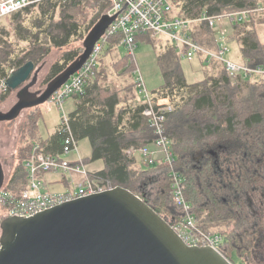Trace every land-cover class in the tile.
Returning a JSON list of instances; mask_svg holds the SVG:
<instances>
[{
    "label": "trees",
    "instance_id": "16d2710c",
    "mask_svg": "<svg viewBox=\"0 0 264 264\" xmlns=\"http://www.w3.org/2000/svg\"><path fill=\"white\" fill-rule=\"evenodd\" d=\"M50 1L52 0H38L13 16L27 13L31 6H41ZM86 1L69 0L61 19L47 26L46 31L55 47L68 45L81 33L80 28L90 16L78 20L75 8L82 7ZM181 1H177L178 7L187 18H197L204 10L209 15H216L264 3L263 0ZM56 4L53 5L54 8ZM110 4V0H94L89 4V9L94 12L91 28L107 13ZM41 11L46 14L43 9ZM257 16L260 15L255 14L249 21L233 24V32H238L236 41L242 52L241 58L264 64V55L260 53L261 43L250 30H246L252 22L256 23ZM194 36L206 44L196 36V32ZM117 41L112 39L111 45L115 46ZM45 46L40 52L26 56L28 60L15 58L12 69H17L28 61L35 64L40 62L50 52L48 46ZM171 46L169 51L158 58L164 85L156 92L170 95L176 101L166 129L176 156L173 166L158 160L155 165L141 169L144 176L133 173L130 167L135 163L134 157L137 155H130L128 151L133 147L139 149L152 144L155 135L142 115L143 105L128 112L119 107L121 101L117 95L103 97L96 84L99 71L88 85L86 94L79 98L76 109L70 113L72 130L78 141L89 139L92 147L91 161L103 160L104 168L94 173L96 177L113 183V186L130 189L172 226L186 215L185 206L178 203L172 187V172L180 174L185 184V202L189 205V212L197 218L198 225L206 230L204 227L209 224H203L205 222L216 225L234 222L230 226L233 227L232 240L223 230L217 231L225 239L221 251L231 260L234 253L241 260H247V257L260 249L264 240V84L242 77L234 80L220 63L204 64L201 61L204 64L200 80L202 82H192L182 67L176 47ZM80 54L78 50L64 53L51 67L49 83ZM218 69L224 72L221 76L215 73ZM8 73L6 67L0 64V75ZM235 82H239V85L233 86ZM241 85L244 88H240ZM10 90L8 88L2 94L3 100ZM186 93L189 96L185 100ZM240 102L246 107L243 113L234 108ZM127 113L130 116H126ZM41 115L40 112L31 123L33 127L29 130L27 145L20 150L22 157L25 156L13 180L21 179L23 185L20 189L10 188L12 191L21 192L27 185L24 163L30 157L35 143H39L46 152L61 153L64 148V133L60 126L48 140H36ZM158 202H161L167 213L161 212L163 208L158 207ZM201 216L204 217L203 220H199Z\"/></svg>",
    "mask_w": 264,
    "mask_h": 264
},
{
    "label": "built area",
    "instance_id": "2783aa9c",
    "mask_svg": "<svg viewBox=\"0 0 264 264\" xmlns=\"http://www.w3.org/2000/svg\"><path fill=\"white\" fill-rule=\"evenodd\" d=\"M36 1L38 0H0V19L13 15ZM55 1L67 3L69 0ZM177 1L110 0L111 4L107 13L109 15L118 14L117 18L95 44L92 54L83 67L72 75L51 96L50 100L56 103L65 114V110L63 111L65 100L68 98L79 99L86 94L88 85L98 74L105 47L111 45L112 39H117L118 45L125 46L129 55L134 56L137 36L140 34L165 37L170 44L176 47L180 59L192 61L197 58L204 64L218 62L234 80L242 77L245 80L264 84V64L253 63L245 58H234L232 50L226 43L228 38L223 40V44L216 43L215 39L216 34L225 35L227 33L226 21L231 24L243 23L251 20L255 14H264V3L253 8L216 15H209L204 10L197 18H187L181 14V8L178 7ZM199 23H206L211 28L214 34V46L206 45L195 38L196 25ZM216 23H219V27L214 31ZM10 72L7 75H0V94L10 88L7 84ZM134 74L135 89L143 105L142 115L155 135L153 144H155L156 150L152 151L148 144L139 149L133 147L128 153L135 155L140 152L142 158L153 157V165L159 160L173 166L176 156L172 140L166 129L169 116L175 110L176 101L170 95L150 92L139 69L136 68ZM62 120L60 130L64 133V148L61 153L46 152L39 143H35L30 157L24 163L27 171L26 187L21 192L0 191V206L7 208V215L30 217L60 203L114 187L110 182L100 180L94 173L87 170L85 160L65 159L66 156L78 150V140L71 127L70 115H64ZM48 173L61 176L79 175L81 179L75 180L77 183L73 184L72 189L66 193H53L51 185L58 183V180L48 181L46 177ZM171 179L178 203L184 204L186 212H189V205L185 202L183 195L185 184L182 182V176L174 171L171 174ZM70 183L71 181L68 182V184ZM173 227L188 244L211 246L222 253L220 248L221 242L224 241L222 236L212 235L203 230L202 237L195 234L196 230H200V227L193 214L186 213L181 221ZM231 261L237 264L234 260Z\"/></svg>",
    "mask_w": 264,
    "mask_h": 264
},
{
    "label": "water",
    "instance_id": "95a60500",
    "mask_svg": "<svg viewBox=\"0 0 264 264\" xmlns=\"http://www.w3.org/2000/svg\"><path fill=\"white\" fill-rule=\"evenodd\" d=\"M117 16L103 14L87 34L82 53L39 94L30 90L36 77L26 83L37 69L35 62L12 70L8 86L23 87L11 109L0 111V121L14 120L25 108L48 101L83 67ZM4 182L0 159V191ZM1 227L0 264H234L214 247L188 244L155 209L123 186L75 198L30 217L8 216Z\"/></svg>",
    "mask_w": 264,
    "mask_h": 264
},
{
    "label": "rangeland",
    "instance_id": "374dc122",
    "mask_svg": "<svg viewBox=\"0 0 264 264\" xmlns=\"http://www.w3.org/2000/svg\"><path fill=\"white\" fill-rule=\"evenodd\" d=\"M52 1L49 3H44L41 6L40 4L31 6L28 12H24L22 15L15 17L9 15L0 19V64L4 65L8 71H11L14 67L12 62L15 58H26V56H30L34 53L36 54L40 52L42 48H45V45H47V48L50 49V52L44 56L40 62L36 63L37 72H35L37 74H35L34 77H36L37 83L31 88V91L36 94H39V92L45 90L50 81L48 80V74L51 67L56 61L63 57L64 53L77 50L82 53L84 49V39L88 34V30L91 28V21L94 16L92 9H89V4L94 0H87L86 4H83L82 7L75 8L77 19L83 20L89 15L90 17L88 21L83 27L80 28L81 33L74 37L68 45L63 47H55L51 43V39L49 38V33L46 31V28L49 24L55 23L61 19L63 16V11L69 5V3H61L55 0ZM182 3L183 1H181V4ZM54 4H56V8L53 7ZM41 9L46 11V14H43ZM256 20V23L252 22V25L248 26V29L246 30H250L261 43L262 48L260 49V53L264 55V14L257 16ZM218 27L219 23H216L213 30L216 31ZM226 27L227 33L225 35H215L216 43L223 44V40L228 38L226 43L227 46L232 50V56L236 59L241 58L242 52L238 42L236 41L238 32H233V24H231L229 21H226ZM195 32L196 36L206 44L214 43V34L206 23L197 24ZM31 38L33 40H31ZM136 42L134 56L129 55L128 49L125 46L119 45L116 47L118 43H116L115 46L111 45L110 47H106L102 54L103 64L99 69L98 79L96 80V84L99 85L100 93L103 95V97L108 95H117L121 101L119 107L128 112L131 109H136V107L141 103L139 101L140 99H138L134 84L135 69L137 68L142 72L144 81L150 92L154 93L158 91L164 85V78L162 76L158 58L159 55L165 51H169V49L172 48V44H170L165 37L160 38L147 34H140L137 36ZM26 60L28 59L26 58ZM181 64L189 80L197 83L202 82L200 80L204 64H201L197 58H194L192 61L181 58ZM215 73L216 75L221 76L224 72L218 69ZM232 85H239V82H235ZM240 88H244V86L241 85ZM18 90H10L7 98H5L0 103L1 112L8 111L18 101ZM188 96V93H186L185 100L188 99ZM40 107L43 116H41L39 119L38 124L40 127V136L44 140L55 130L58 125L63 123L62 118L64 115L68 116L76 109V100L73 98H68L65 100L63 104V111L65 110V114L62 113V110L56 103L48 100L42 103L40 106L25 108L17 115L14 120L0 121V159L5 171V182L1 192L5 190L12 191L10 188L20 189L23 185L21 179L16 181L13 180V178L17 168L21 166L20 163H22V159L25 156L24 155L22 157L20 150L22 147H26L27 145L26 140L30 135L29 130L33 127L31 123L34 122L36 116H39ZM234 108L242 113L244 110H246L245 105H242L241 102L240 104H235ZM126 116H130L129 113H127ZM36 140L39 141L38 136H36ZM150 147L152 151L156 150L155 144H150ZM78 151L80 157H77L76 153H73L66 156L65 159H70L73 161L84 159L89 161L86 168L92 173L98 172V169L101 167L102 169L104 168L103 161H91L92 147L89 139L86 138L78 141ZM135 155H137L134 157L135 163L131 165L130 169L133 171V173L137 172L138 176L140 174L144 176V172L142 173L141 169L148 168L153 165L152 162L154 159L153 157L142 158L140 152H137ZM73 176L67 175L68 181H71V183L67 185V189L60 185L63 177L61 175H54L53 179H58V182H60L56 183L54 186H51L52 192L66 193L69 189H72L71 186L77 183L75 180L81 179V176L79 175V179L72 178ZM49 177H52V175ZM110 184L113 185V183ZM158 207L163 208L161 209V212H168L165 207L161 205V202H158ZM6 211V207L0 206V237L2 235L1 222L4 220V218L9 216L7 215ZM199 218V220H203L204 217L201 216ZM233 223L234 222L227 221L216 225V223L213 222H205L203 224L209 225L204 228L210 231L204 230L199 224L200 230H196V232H194L199 237L203 236V231L212 235L219 234V236H222L223 240L225 241L224 236L220 232H217L219 230H223L229 239L232 240L231 230L233 227L230 226H232ZM211 224L213 225L210 226ZM224 241L221 242L220 248L222 247V243H224ZM233 260L237 264H264V240L260 249L255 251L254 255L247 257V260H241L236 255V253H234Z\"/></svg>",
    "mask_w": 264,
    "mask_h": 264
},
{
    "label": "crops",
    "instance_id": "0c3cea01",
    "mask_svg": "<svg viewBox=\"0 0 264 264\" xmlns=\"http://www.w3.org/2000/svg\"><path fill=\"white\" fill-rule=\"evenodd\" d=\"M264 1V0H263ZM13 16V15H12ZM111 45H108V46H106V47H110ZM119 45H116V47H118ZM105 47V48H106ZM115 47V48H116ZM117 49V48H116ZM102 61H101V65H100V67L102 66ZM37 66V65H36ZM100 67H99V69H100ZM19 92V90L17 91V93ZM137 96H138V99H141L140 97H139V95L137 94ZM50 100V99H49ZM76 100V107H77V103H78V101H79V99H75ZM51 101V100H50ZM140 101V100H139ZM52 102V101H51ZM140 105H142L141 103H140ZM40 106V105H39ZM40 112H41V116H43V113H42V111H41V107H40ZM59 126L60 125H58L56 128H55V130L52 132V133H50L48 136H47V138H45L44 140H48L51 136H52V134L55 132V131H57L58 129H59ZM37 132H38V134H37V136L39 137V140H43L42 138H41V136H40V127H39V124L37 125ZM74 153H76V155H77V157H80V155H79V151L77 150L76 152H74ZM84 160V159H83ZM86 161V160H85ZM96 161H103V160H96ZM89 162H87L86 161V165L88 164ZM99 170H102V167L100 168V169H98V171ZM50 175H52V177H49ZM54 175H58V174H55V173H48L47 175H46V177H47V179L49 180V181H56V180H58V179H53V177H54ZM62 177H63V180L60 182V185H62V186H64L65 188H67V185H68V182L69 181H67L68 179H67V175L66 176H63L62 175ZM72 178H75V179H79L80 177L78 176V175H75V176H73ZM71 178V179H72ZM58 182V183H59ZM56 183H53L51 186H54Z\"/></svg>",
    "mask_w": 264,
    "mask_h": 264
},
{
    "label": "bare ground",
    "instance_id": "6f19581e",
    "mask_svg": "<svg viewBox=\"0 0 264 264\" xmlns=\"http://www.w3.org/2000/svg\"><path fill=\"white\" fill-rule=\"evenodd\" d=\"M91 29H92V28H91ZM91 29H90V30H91ZM89 32H90V31H89ZM89 32H88V33H89ZM36 70H37V69L34 70V72L32 73L31 78H30L26 83H30V82L33 80L34 75H35V73H36V72H35ZM2 101H3V99H2ZM10 109H11V108H10Z\"/></svg>",
    "mask_w": 264,
    "mask_h": 264
},
{
    "label": "clouds",
    "instance_id": "9594fccd",
    "mask_svg": "<svg viewBox=\"0 0 264 264\" xmlns=\"http://www.w3.org/2000/svg\"><path fill=\"white\" fill-rule=\"evenodd\" d=\"M15 70V69H14ZM12 71V70H11Z\"/></svg>",
    "mask_w": 264,
    "mask_h": 264
},
{
    "label": "flooded vegetation",
    "instance_id": "af4514ba",
    "mask_svg": "<svg viewBox=\"0 0 264 264\" xmlns=\"http://www.w3.org/2000/svg\"><path fill=\"white\" fill-rule=\"evenodd\" d=\"M30 90H31V88H30Z\"/></svg>",
    "mask_w": 264,
    "mask_h": 264
}]
</instances>
